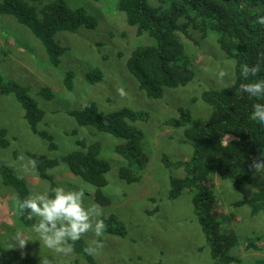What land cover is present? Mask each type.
<instances>
[{
  "label": "rangeland",
  "instance_id": "1",
  "mask_svg": "<svg viewBox=\"0 0 264 264\" xmlns=\"http://www.w3.org/2000/svg\"><path fill=\"white\" fill-rule=\"evenodd\" d=\"M52 1L55 0H41L36 9ZM62 1L70 8L84 9L96 20L97 26L92 30L81 27L76 33L55 34V40L66 49L58 67L49 63L43 44L26 27L12 16H0V75L27 89L44 112L38 130L52 137L55 145V149H50L47 140L31 131L24 109L14 95H0V130L6 131L8 142L6 148H0V165L23 179L30 194L50 190V184L31 169L29 155L57 159L59 165L49 171L55 186L66 189L86 186L85 205L99 204L94 199L96 189L72 175L61 161L77 149V140L98 144L100 158L110 166L107 185L101 189L108 203L99 204L103 209L100 218L115 216L124 223L127 233L125 237H118L105 230L99 238L93 232L84 235L81 239L85 243L98 239L103 244L93 256L96 264H212L205 235L194 215L191 193L183 191L175 200L168 198L170 179L183 178L185 173L183 168L166 167L162 158L187 161L193 148L186 140L185 127L165 123L176 117L180 108L198 123L207 121L212 108L200 96L234 83V61L220 49L215 34L205 39L192 30L189 31L191 38L180 34L184 51L193 61L195 77L187 86L165 88L161 99H150L140 91L126 64L135 49L151 46L153 40L148 35H136V29L127 25L125 14L118 10L117 0ZM148 3L152 7L160 5L158 0H148ZM91 70L101 72L100 82L90 84L86 80L85 75ZM221 70L227 73L223 78L218 75ZM68 72L74 74L72 91L64 86V75ZM42 88L51 89L55 97L51 100L42 97ZM90 103L103 114L127 108L146 115L133 124L144 135L142 152L147 160L144 169L136 172L139 182L129 184L119 177L120 168L126 164L116 152L123 143L121 139L90 127H79L68 115ZM232 140V136H225L223 141ZM251 176L252 184L241 189L213 176L216 200L213 218L224 230L232 231L239 241L232 252L239 262L232 264H254L256 259H264L263 242L256 250L246 249L243 244L248 239L264 236V213L251 216L247 205H234L248 200L264 185V176L253 172ZM14 195L0 180V248L8 254L0 257V264H40V257H48L52 264H87L74 251L63 255L44 247L31 227L24 226L14 215ZM17 231L30 241L24 249H10Z\"/></svg>",
  "mask_w": 264,
  "mask_h": 264
},
{
  "label": "trees",
  "instance_id": "2",
  "mask_svg": "<svg viewBox=\"0 0 264 264\" xmlns=\"http://www.w3.org/2000/svg\"><path fill=\"white\" fill-rule=\"evenodd\" d=\"M101 2L103 0H93ZM160 5L152 7L148 0H117V8L126 16L129 27L136 29V35H148L153 45L135 49L127 60V70L136 79L140 91L150 99H161L165 88L175 89L190 84L194 77V64L185 53L179 35L191 38L189 31L199 33L201 39L209 34L216 35V41L226 57L235 63L234 83L225 89L203 92L201 100L212 108L210 118L204 123L195 121L189 112L178 109L177 116L165 124L185 127L186 140L193 148L187 161L172 162L163 157L168 168H183V178L172 177L168 198L175 200L183 191L191 193L194 215L197 218L206 244L210 250L212 264H232L239 262L232 255L239 246L236 235L224 230L213 218L215 208L213 176L230 181L234 188L241 189L252 184V171L249 165L253 157L264 154V125L252 119L253 105L264 104V97H250L241 90V85L264 80V25L258 18L264 16V0H158ZM41 0H0V16H12L26 27L43 44L49 63L58 67L65 48L56 40L58 32L76 33L81 27L95 29L96 20L82 8H70L64 1L55 0L36 5ZM1 63V61H0ZM260 65V72L247 79L241 74L242 67ZM74 74L64 75L66 90L72 91ZM90 84L102 80L98 70L86 75ZM14 95L25 112V120L31 131L47 140L50 149H55L52 137L38 130L44 112L29 96L26 88L13 81H6L0 75V95ZM40 95L47 100L55 97L49 88H42ZM79 127H90L98 132L121 139L122 144L116 152L126 161L120 168L119 177L126 183L139 182L136 172L146 166L147 160L142 152L143 133L133 126L134 122L146 115L123 108L112 113H101L95 104L90 103L80 111H70ZM5 130H0V148H6ZM225 136L233 140L224 143ZM77 149L62 157L70 173L81 178L96 189L94 199L105 205L108 202L101 193L107 185L106 174L109 164L100 158L101 147L76 141ZM37 161L34 169L38 176L50 184L55 183L49 171L59 165V160L48 159L43 155H29ZM32 169V167H31ZM0 180L3 186L13 190L21 200L29 195L26 182L11 169L0 165ZM235 206L247 205L251 216L264 213V185L258 188L251 198L238 201ZM21 223L31 227L36 220L28 221L19 217ZM109 234L125 237L124 223L115 216L102 218ZM264 243V236H257L243 242L246 249H258ZM87 246L82 239L74 244L73 251L87 264H96L94 257L83 251ZM8 255L0 248V257ZM254 264H264V259H256Z\"/></svg>",
  "mask_w": 264,
  "mask_h": 264
},
{
  "label": "clouds",
  "instance_id": "3",
  "mask_svg": "<svg viewBox=\"0 0 264 264\" xmlns=\"http://www.w3.org/2000/svg\"><path fill=\"white\" fill-rule=\"evenodd\" d=\"M257 22L264 25V16H260ZM259 72V64L251 67L245 64L241 69L245 79L250 75L256 76ZM218 75L223 78L227 73L221 70ZM241 90L250 97L257 99L264 97V80L242 84ZM119 91L124 95L123 89ZM253 109L252 119L264 125V104L256 103ZM28 163L32 169L37 166L35 160H29ZM249 168L254 175L264 176V154L253 157ZM12 199L14 215L28 221L35 219L36 222L32 224L31 230L37 234L44 247L56 254H70L74 244L84 235L93 232L95 237L99 238L104 235L107 228L105 221L100 218L103 215L102 207L96 203L85 205L86 186L78 189L57 186L51 190L30 193L23 200L18 195H14ZM12 239L10 249H24L30 242L21 231H17ZM102 247L100 240L92 239L83 251L94 256ZM40 264H52V260L48 257H40Z\"/></svg>",
  "mask_w": 264,
  "mask_h": 264
}]
</instances>
